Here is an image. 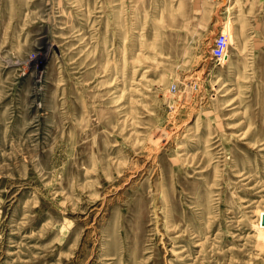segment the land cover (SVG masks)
<instances>
[{
  "label": "rangeland",
  "instance_id": "rangeland-1",
  "mask_svg": "<svg viewBox=\"0 0 264 264\" xmlns=\"http://www.w3.org/2000/svg\"><path fill=\"white\" fill-rule=\"evenodd\" d=\"M214 6L0 0V264H264V0Z\"/></svg>",
  "mask_w": 264,
  "mask_h": 264
},
{
  "label": "crops",
  "instance_id": "crops-1",
  "mask_svg": "<svg viewBox=\"0 0 264 264\" xmlns=\"http://www.w3.org/2000/svg\"><path fill=\"white\" fill-rule=\"evenodd\" d=\"M215 0H182L183 11H182V29L183 31L187 29V21L188 27H190V22L203 19V14L207 13L208 18L210 15V9L215 12L216 8L214 6ZM186 6H188V12L186 11ZM202 16V17H201ZM215 16L213 17V20ZM215 26V22L213 24ZM193 28V27H192ZM185 35V33H183Z\"/></svg>",
  "mask_w": 264,
  "mask_h": 264
},
{
  "label": "built area",
  "instance_id": "built-area-1",
  "mask_svg": "<svg viewBox=\"0 0 264 264\" xmlns=\"http://www.w3.org/2000/svg\"><path fill=\"white\" fill-rule=\"evenodd\" d=\"M213 43L210 47V56L216 61H223L227 58L229 39L224 30H220L213 37Z\"/></svg>",
  "mask_w": 264,
  "mask_h": 264
},
{
  "label": "bare ground",
  "instance_id": "bare-ground-1",
  "mask_svg": "<svg viewBox=\"0 0 264 264\" xmlns=\"http://www.w3.org/2000/svg\"><path fill=\"white\" fill-rule=\"evenodd\" d=\"M227 56H228V54H227ZM42 60H43V59H42ZM263 214H264V210H261V211L259 212V217H262ZM258 226H259L260 228H263V229H264V226L261 225V219L258 220ZM263 229H262V230H263Z\"/></svg>",
  "mask_w": 264,
  "mask_h": 264
},
{
  "label": "water",
  "instance_id": "water-1",
  "mask_svg": "<svg viewBox=\"0 0 264 264\" xmlns=\"http://www.w3.org/2000/svg\"><path fill=\"white\" fill-rule=\"evenodd\" d=\"M261 225L264 226V214H263L262 217H261Z\"/></svg>",
  "mask_w": 264,
  "mask_h": 264
}]
</instances>
